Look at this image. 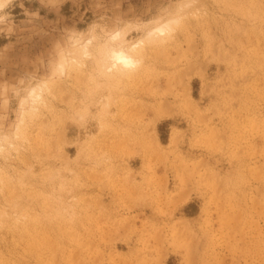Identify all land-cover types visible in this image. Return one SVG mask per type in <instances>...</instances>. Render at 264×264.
<instances>
[{
  "label": "rangeland",
  "instance_id": "374dc122",
  "mask_svg": "<svg viewBox=\"0 0 264 264\" xmlns=\"http://www.w3.org/2000/svg\"><path fill=\"white\" fill-rule=\"evenodd\" d=\"M11 12L6 81L46 77L67 28L124 29L62 54L52 96L0 155V264H264V0H15ZM181 16L174 36L148 37ZM129 45L137 73L101 78L102 49ZM125 115L132 127L116 125Z\"/></svg>",
  "mask_w": 264,
  "mask_h": 264
},
{
  "label": "clouds",
  "instance_id": "9594fccd",
  "mask_svg": "<svg viewBox=\"0 0 264 264\" xmlns=\"http://www.w3.org/2000/svg\"><path fill=\"white\" fill-rule=\"evenodd\" d=\"M14 3L15 0H0V35L10 36L16 29L14 17L11 12ZM41 3L46 6H56L59 4V0H41ZM182 23L183 17L181 16L178 23L169 25V28L172 29L171 32H169L168 28H164L163 30L156 28L154 31H149L148 36H155L159 39L167 40L170 35H175V32L179 30ZM123 29L113 28L109 31L106 25L97 22L89 24L84 30L67 28L53 48L52 54L47 62L48 74L46 77L27 76L15 81L0 80V112H6L12 106V102L15 101V119L7 128L0 125V155L15 150L18 144L24 140L27 129L33 121V117L45 106L46 101L52 96L50 88L46 91L44 86L49 79H54L52 72L59 64L62 54L73 51L77 41L81 43L85 41L94 42L93 37L90 35L94 31L98 30L99 32L105 33L104 41L112 43L113 37ZM131 32L130 30V34ZM128 38V36L125 37V39ZM138 47L139 45H129L127 49H116L117 52H123V55L134 61V63H117L116 69L123 68L125 71H128L129 69L138 68L142 63V61L137 62L135 56V50Z\"/></svg>",
  "mask_w": 264,
  "mask_h": 264
},
{
  "label": "bare ground",
  "instance_id": "6f19581e",
  "mask_svg": "<svg viewBox=\"0 0 264 264\" xmlns=\"http://www.w3.org/2000/svg\"><path fill=\"white\" fill-rule=\"evenodd\" d=\"M162 30V29H161ZM154 31V30H153ZM149 37V36H148ZM114 38V37H113ZM104 48V47H103ZM113 48V47H112ZM118 49H123V47H121V46H118ZM101 54L103 55L102 57V61L100 62V63H102L101 64V66H100V69H99V73H100V77L101 78H103V79H106L107 81H108V79H110V78H115V81H117V82H123L124 80H127L128 81V79H130V78H132L136 73H137V68H133V69H129L128 71H125L123 68H120V69H116V64L117 63H134V61H132L131 60V58H129V57H126L125 55H123V52H117L116 51V49H109V48H104V49H102V51H101ZM100 54V55H101ZM137 54H140V57H141V52L140 51H137V48H136V50H135V56L137 55ZM101 59V58H100ZM100 61V60H99ZM110 61H111V63H110ZM139 60L137 59V62H138ZM97 62V61H96ZM113 69H115V71H113ZM105 82V81H104ZM116 82V83H117ZM105 85V84H104ZM143 89V88H142ZM109 96V95H108ZM107 96V97H108ZM100 97H102V96H100ZM110 97V96H109ZM135 97V96H134ZM136 97H138V98H140V99H144V96H141L140 95V93H139V95L137 94V96ZM104 98V97H103ZM155 98V97H154ZM157 99H159V97H156ZM99 101V100H98ZM97 101V102H98ZM153 101V106H155L156 105V102L157 101H155V99L154 100H152ZM91 102V101H90ZM89 102V103H90ZM96 102V103H97ZM120 103V102H119ZM144 104V103H143ZM148 105V104H147ZM125 106V105H124ZM143 106H145V105H143ZM151 107V106H150ZM148 109V108H147ZM125 110H127V109H125ZM133 110V109H132ZM139 110H141V109H139ZM138 111V110H137ZM132 112V111H131ZM140 112V111H139ZM130 113V112H129ZM135 113H136V111H135ZM139 114V113H138ZM129 115V114H128ZM132 115H133V113H132ZM137 116V115H136ZM141 117V116H140ZM134 118H135V116H134ZM133 118V119H134ZM113 119V118H112ZM122 120H117V119H114V121L117 123L116 125L118 126V127H120V126H124V128H125V126H126V128H127V126L129 127H132L133 125H134V120H132V116H126L125 115V118H121ZM125 119V120H124ZM136 120V119H135ZM111 122V121H110ZM101 124L102 123H100V126H101ZM93 125V124H92ZM116 126V127H117ZM90 127V126H89ZM93 127H94V125H93ZM97 127V126H96ZM95 127V128H96ZM84 128V127H83ZM114 128V127H113ZM86 130L88 129V128H85ZM117 129V128H116ZM116 129H115V133L118 131H116ZM121 129V128H120ZM79 131V130H78ZM112 131V130H111ZM94 132V131H93ZM66 134L67 135H69L70 137L71 136H73L74 134H75V130H74V128H73V126H68L67 127V131H66ZM80 134V133H79ZM78 134V135H79ZM90 134V133H89ZM114 135V134H113ZM121 136V135H120ZM77 137V136H76ZM84 137V136H83ZM115 137V136H114ZM123 136H121L120 138H122ZM126 137V136H125ZM117 138H118V136L116 137V139H112V143H113V140H115V141H117ZM83 139V138H82ZM81 139V140H82ZM119 139V138H118ZM123 139V138H122ZM121 139V140H122ZM131 139V138H130ZM70 140V139H69ZM120 140V141H121ZM129 140V139H128ZM77 141V140H76ZM114 141V142H115ZM131 141V140H130ZM78 142V141H77ZM109 142H110V140H109ZM118 142V143H117ZM117 142H115V143H117V144H121V143H119V141H117ZM122 142V141H121ZM123 142H125V140L123 139ZM111 143V142H110ZM114 143V144H115ZM107 144V143H106Z\"/></svg>",
  "mask_w": 264,
  "mask_h": 264
}]
</instances>
